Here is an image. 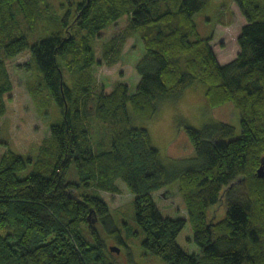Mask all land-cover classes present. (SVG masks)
<instances>
[{
    "label": "trees",
    "instance_id": "trees-1",
    "mask_svg": "<svg viewBox=\"0 0 264 264\" xmlns=\"http://www.w3.org/2000/svg\"><path fill=\"white\" fill-rule=\"evenodd\" d=\"M209 1L67 0L60 14L47 0H0V120L12 91L6 63L26 52L25 70L38 74L63 118L48 129L34 160L7 147L0 156V264H98L94 226L112 220L105 201L86 191L120 194L117 181L134 196L146 253L167 264H264V177L257 175L264 163V0H235L245 23L237 56L222 66L194 21ZM123 16L143 51L135 64L138 83L131 92L115 83L89 108L95 47L102 60L118 57L123 35L98 42ZM195 83L205 87L209 108L234 105L241 136L233 139L234 128L221 122L186 128L197 163L174 176L147 130L130 125L128 107L152 120L159 102ZM27 164L30 174L19 179ZM71 166L77 182L66 179ZM175 182L187 219L164 217L152 198ZM221 201L226 212L213 221L209 211ZM187 225L196 255L177 243Z\"/></svg>",
    "mask_w": 264,
    "mask_h": 264
},
{
    "label": "rangeland",
    "instance_id": "rangeland-1",
    "mask_svg": "<svg viewBox=\"0 0 264 264\" xmlns=\"http://www.w3.org/2000/svg\"><path fill=\"white\" fill-rule=\"evenodd\" d=\"M81 3L82 0H75ZM56 12L64 13L60 5H67V0H47ZM68 16V22L71 23ZM128 16H123L113 25H110L101 36L106 44L112 39L121 41L118 57L115 55H100L95 47V56L99 63L95 69L96 84L88 101L91 108L99 92L108 94L115 83H124L129 92L133 91L139 77L135 71V64L141 58L143 51L140 40L127 33ZM197 33L201 38H211L210 46L219 65L231 62L238 53L236 39L239 35L244 17L240 14L235 0H210L205 8L194 17ZM30 44L33 41L30 39ZM32 46V45H30ZM29 61V53L6 63L7 72L12 84V91L6 98V114L0 120V156L7 149L21 155L23 159L32 160L36 157V149L49 137V128L59 126L63 122L56 102L48 92L42 91V83L38 81V74L25 70ZM40 85H39V83ZM39 85V86H38ZM205 87L195 83L183 90L178 97L168 98L159 102L154 118L142 121L131 114L128 107L130 125L144 127L149 133L152 146L158 151L159 160L170 175L194 168L195 152L186 134V128L200 130L206 124L225 123L235 130L233 139L241 136L240 119L233 104L227 103L217 108H209L205 100ZM92 111L88 112L91 115ZM92 121V117H88ZM36 151V152H35ZM32 170L30 164L17 173L19 179L26 178ZM67 181L77 182L78 177L73 166L69 169ZM82 186V185H81ZM120 194H110L89 188L86 193L100 196L108 206L112 224H95L98 233L99 255L98 264H167L159 258L146 253L142 248L143 234L135 223L134 196L126 186L117 181ZM82 191V189H81ZM79 191H77L78 195ZM156 207L164 217L170 219H187V211L178 193L175 182L167 189H161L152 196ZM223 202H219L209 211V217L217 221L225 214ZM90 216V215H89ZM82 235L87 234L83 231ZM115 236H113V234ZM192 233L187 225L177 238V243L189 255L199 253L198 248L191 242ZM89 245H94L88 239ZM118 249V253L110 249Z\"/></svg>",
    "mask_w": 264,
    "mask_h": 264
},
{
    "label": "water",
    "instance_id": "water-1",
    "mask_svg": "<svg viewBox=\"0 0 264 264\" xmlns=\"http://www.w3.org/2000/svg\"><path fill=\"white\" fill-rule=\"evenodd\" d=\"M257 175H258L259 178H263L264 177V163H262L260 168L257 170ZM110 251L118 253V249H115V248H111Z\"/></svg>",
    "mask_w": 264,
    "mask_h": 264
},
{
    "label": "crops",
    "instance_id": "crops-1",
    "mask_svg": "<svg viewBox=\"0 0 264 264\" xmlns=\"http://www.w3.org/2000/svg\"><path fill=\"white\" fill-rule=\"evenodd\" d=\"M243 25H244V23H243ZM243 25H242V26H243Z\"/></svg>",
    "mask_w": 264,
    "mask_h": 264
}]
</instances>
